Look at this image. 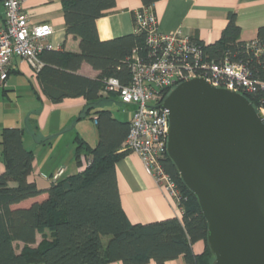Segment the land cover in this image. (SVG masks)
I'll return each instance as SVG.
<instances>
[{
  "label": "trees",
  "instance_id": "trees-1",
  "mask_svg": "<svg viewBox=\"0 0 264 264\" xmlns=\"http://www.w3.org/2000/svg\"><path fill=\"white\" fill-rule=\"evenodd\" d=\"M156 1L142 0V8L154 9ZM115 4L116 0H63L66 32L79 38L80 52L45 49L40 54L43 65L36 73L53 103L82 96L87 101L85 115H95L98 143L92 146L79 135L74 139L76 159L80 166L84 155L85 167L40 188L29 180L35 154L24 146L26 128L2 129L5 170L0 173V264H146L151 259L165 264L180 256L186 264H214L208 222L198 198L184 184L167 152L161 163L179 189L176 203L182 216L134 223L123 208L116 164L126 154L122 149L131 120L118 118L110 109L113 102L123 104L116 93L103 96L100 91L107 77L130 83L135 55L146 62L154 55L144 30L136 28L133 33L100 39L97 20ZM240 34L237 14L231 11L217 41L195 40L208 62L229 60L243 65L255 89L242 93L256 108L264 107V55L255 50L264 48V25L251 41L242 40ZM84 62L99 71L96 78L78 73ZM106 236L107 244L103 241ZM200 240L205 247L196 253L193 245Z\"/></svg>",
  "mask_w": 264,
  "mask_h": 264
},
{
  "label": "crops",
  "instance_id": "crops-1",
  "mask_svg": "<svg viewBox=\"0 0 264 264\" xmlns=\"http://www.w3.org/2000/svg\"><path fill=\"white\" fill-rule=\"evenodd\" d=\"M142 7V0H116L115 7L97 20L100 39L109 40L135 32L134 14ZM153 7L161 32L180 31L183 35L198 39L206 44L213 43L221 37L231 11L237 14V22L241 27L240 37L244 41L257 38L258 28L264 25V0H157ZM24 9L29 16L31 25L48 23L53 26L54 31L48 38V42L54 49L80 52L79 38L66 32L63 0H25ZM5 20L3 1L0 0V27L5 25ZM78 73L91 78H96L99 75V71L87 62L82 64ZM30 86H36L37 94L31 90L29 95L31 104L24 113L7 112L4 109L5 106L0 105V173L5 170L2 159V129L8 126L25 127L24 146L33 150L35 154L33 172L29 176V180L36 182L40 188H45L66 175L64 171L60 177L57 176L58 171L63 168L57 170L59 166H63V160L57 158L55 140L65 131L77 128L73 139L68 141V146L74 148L75 153L74 139L76 135L95 146L99 141V133L95 115H85L87 101L84 97H69L59 103H53L44 94L32 67L18 58L13 61L7 86L0 87V96H5L8 92L19 95L22 89ZM121 105L113 102L109 107L113 111ZM115 116L123 120L120 116L116 114ZM86 117L92 121L90 126H87L84 121ZM81 121H83L82 124H80ZM79 124L80 128H78ZM122 152L126 154L118 160L116 170L121 201L128 218L134 223H147L172 216L181 217V210L175 201L147 173L138 154L131 151ZM84 158L83 166L85 167L87 159L85 156ZM84 167L76 165L75 170H71L67 176ZM42 238V235L39 234L38 241ZM17 244L20 248L23 246L22 242H17ZM204 247L203 240L197 241L193 245L196 253L202 252ZM108 264L123 263L114 261ZM146 264L158 263L151 259ZM165 264H186V262L180 256Z\"/></svg>",
  "mask_w": 264,
  "mask_h": 264
},
{
  "label": "water",
  "instance_id": "water-1",
  "mask_svg": "<svg viewBox=\"0 0 264 264\" xmlns=\"http://www.w3.org/2000/svg\"><path fill=\"white\" fill-rule=\"evenodd\" d=\"M160 106L168 156L198 198L214 264H264V113L205 76L177 84Z\"/></svg>",
  "mask_w": 264,
  "mask_h": 264
},
{
  "label": "built area",
  "instance_id": "built-area-1",
  "mask_svg": "<svg viewBox=\"0 0 264 264\" xmlns=\"http://www.w3.org/2000/svg\"><path fill=\"white\" fill-rule=\"evenodd\" d=\"M2 1L6 20L5 25L0 27V87H5L15 59L30 65L35 73L42 67L40 54L53 48L48 38L54 28L48 23L31 25L24 9L25 0ZM135 24L138 30L146 32L154 59L146 62L135 55L131 62L130 83L123 84L117 77H107L100 94L108 96L116 93L123 104L134 107L130 131L122 151L138 154L147 173L176 203L180 198L179 189L161 163L167 152L170 125L166 110L160 106L166 92L197 76H205L217 86L240 92L255 88L249 71L243 65L229 60L208 62L203 57L201 45L192 37L180 31L161 32L152 7L136 11ZM255 50L264 55V48ZM258 109L264 113V107ZM63 172L61 168L57 176L60 177Z\"/></svg>",
  "mask_w": 264,
  "mask_h": 264
},
{
  "label": "rangeland",
  "instance_id": "rangeland-1",
  "mask_svg": "<svg viewBox=\"0 0 264 264\" xmlns=\"http://www.w3.org/2000/svg\"><path fill=\"white\" fill-rule=\"evenodd\" d=\"M30 85L32 84L30 83ZM31 90L34 94H37L36 86H30L29 88L22 89L21 94L19 95L10 94V92H8V94H6L5 96L3 95L0 96V105H4L5 106L4 109L7 112H11L15 114H20L21 112L24 113L27 107L31 104V99L29 97V95L31 94ZM133 108L134 107L132 105L122 104L120 107L114 109L113 112L123 119L130 120L132 116ZM84 119L87 126H90L92 124V121L90 120L89 117H86ZM82 123L83 121L80 122V124ZM80 124L78 125L79 126L78 128L81 127ZM76 131L77 128H71L68 131H65L55 140L57 158L63 160V166H59L57 170L63 167L66 173L65 176H67V174H69L71 170H75L74 168L76 167V165L77 166L79 165L74 153V148H70L68 146V141L73 139V135L76 134ZM81 160L82 161L80 163L81 164L80 166L84 167L83 163L85 162V158L83 155L81 156ZM56 164L58 163L56 162ZM108 240H109L108 236L104 237L103 239L105 244H107Z\"/></svg>",
  "mask_w": 264,
  "mask_h": 264
}]
</instances>
